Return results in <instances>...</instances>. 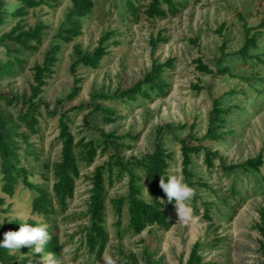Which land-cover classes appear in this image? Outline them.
<instances>
[{
  "label": "rangeland",
  "instance_id": "374dc122",
  "mask_svg": "<svg viewBox=\"0 0 264 264\" xmlns=\"http://www.w3.org/2000/svg\"><path fill=\"white\" fill-rule=\"evenodd\" d=\"M7 1L9 10L17 5L14 1ZM173 1L181 6L176 16L149 19L143 10L150 0H92L93 9L82 20V34L69 44L59 41L61 49L55 73L39 98V132L30 138L37 159L28 156L22 159V164L30 172L28 179L31 183L43 184L51 192L54 182L52 165L59 160L61 145L57 139L58 115L51 116L47 112L56 109L60 113L80 106V109L68 113L70 130L76 141L83 138L101 145L103 133L123 136L119 156L130 163L151 154L156 143H161L172 154L168 175H177L183 180L178 140L189 134L200 139L205 134L213 100L224 97V106L231 109L225 128L230 132L222 141L203 140L200 143L218 153V157L213 159L211 168L206 166L202 152L192 157L190 169L195 196L189 203L194 219L188 224L176 223L174 208V224L170 230L150 228L136 235L127 228L124 211L117 226L111 201L126 195L128 178L124 174L119 180L115 179L112 186L106 187L105 227L109 236L106 249L99 258L88 255L82 242V231L88 224L90 178L96 166L107 162L112 150L98 153L90 165L79 164L80 176L73 198L67 202L64 212L57 211L48 219L31 213L33 191L19 184L13 196L8 197L0 188V197L5 199V212L0 213V222L13 219L45 222L59 237L61 251L57 259L60 264H81V260L84 264H104L102 258L105 255L119 257L118 264H123L126 255L135 254L140 258L144 246L155 251L156 258L163 264H185L195 242L201 246L204 264H264V255L258 244L260 238L253 228L258 221L257 210L264 206V63L243 61L236 55L244 41L240 17L249 27H256L264 16V0ZM128 2L138 8L136 18L128 11ZM51 5L30 11L25 18L28 26L40 20L47 29L38 51L25 55L24 71L0 80V95L29 96L31 67L41 62L52 43L58 42L54 37L71 8V0H54ZM14 23L15 20L10 19L0 27V34L8 31ZM106 32L111 34L104 43L108 54L99 67L78 66L72 75L73 46L92 51ZM260 32L258 51L253 53L261 54L264 61V29ZM159 36L166 41L153 49L150 40ZM222 44H225L223 56L220 52ZM6 57L4 48L0 47V59ZM168 59H174V63L173 68L164 74L169 84L165 97L153 101L138 99L135 103L98 100L116 110L117 118L110 124L102 120L101 112L88 106L92 93L113 95L127 89L143 78L153 60L163 63ZM196 59L211 68L214 74L198 71L194 63ZM219 67L229 68L230 74L216 73ZM75 78L80 81L77 84L79 91L67 100L75 86ZM231 91L234 94H230ZM20 107V100L10 105L0 100V110L6 113L14 114ZM168 125L171 129L167 128ZM259 152L263 155V166L258 172L236 170L226 173L220 167L222 163L226 166L241 164ZM132 168L140 174L134 166ZM232 190L236 194L231 193ZM65 247L70 251L62 254ZM38 262L42 264L41 259Z\"/></svg>",
  "mask_w": 264,
  "mask_h": 264
},
{
  "label": "trees",
  "instance_id": "16d2710c",
  "mask_svg": "<svg viewBox=\"0 0 264 264\" xmlns=\"http://www.w3.org/2000/svg\"><path fill=\"white\" fill-rule=\"evenodd\" d=\"M17 5L9 10L8 1L0 0V27L4 26L10 19L15 23L8 31L0 34V47L4 48L6 59H0V80L15 77L21 74L26 65L25 55L34 54L42 44L47 25L38 20L33 26H28L25 18L30 11L41 6L52 7L54 0H11ZM128 11L133 18L137 17L138 8L134 3L128 2ZM181 7L173 0H150L144 6L143 14L149 19H165L168 16H176ZM93 9L92 0H71V8L66 14L65 21L59 26L55 39L58 42L52 43L43 54L40 63H35L31 67L32 83L29 86V96L25 94L21 97H8L0 95V100H4L8 105L21 101V107L16 113L10 114L0 110V188L3 194L12 197L16 187L21 184L26 189L35 193L31 200V213L33 215L48 219L57 211L64 212L67 202L75 194L76 181L80 176V163L90 165L98 153H106L112 150L106 163L96 166L90 178L91 189L88 199L86 216L88 224L82 231V242L85 252L90 256L101 257L108 243V232L105 227V199L107 186H112L114 180H119L124 174L127 175L126 195L115 198L111 201L113 211L116 217V225L119 226L122 220L123 212L127 216V228L136 235L141 234L147 229L156 228L160 231H168L174 224V202L168 203L167 198L159 187L160 176L167 177L169 162L172 154L169 153L161 143H156L151 154L135 159L131 163L124 162L119 156V151L123 146V136H117L115 133L102 134L101 145L94 141L81 138L76 141L70 130L69 112L81 107H73L69 110L57 113V110L48 111L51 116L58 115L57 139L60 142V157L52 165V175L54 182L49 192L43 184H35L29 181L30 172L22 164V159L32 156L37 159V153L32 148L30 138L39 132V106L41 104L40 96L43 93L47 81L55 73L56 63L58 62V53L61 49V43L69 44L82 34V20L87 17ZM243 22L244 41L241 48L236 52L243 61H257L264 63L262 55L258 52L260 31L264 29V16L256 27H249ZM220 32V30L218 31ZM110 32L104 33L98 40L97 46L92 51H83L79 45L73 46L75 59L70 65V73L75 75L78 66L89 69H97L105 57L107 47L104 45L110 37ZM60 41V42H59ZM166 40L159 36L157 39H151L150 44L153 49L160 42ZM225 44L220 47L221 55H224ZM174 59H168L163 63L153 60L150 70L144 74L143 78L133 84L131 87L116 91L113 95H107L102 92L92 93L88 106L95 111L101 112L102 120L107 123H113L117 118L115 109L104 106L99 101H119L121 103H135L138 99L153 101L154 98L165 97L168 93L169 84L165 79L167 69L173 68ZM196 69L203 74L213 75L214 72L200 59L194 60ZM218 74H230L229 68H218ZM248 81V80H247ZM79 79H74L75 86L70 91L67 100L72 99L79 91ZM200 89L199 87H196ZM234 94V92H229ZM223 98L215 99L212 102L211 110L207 117V126L205 134L196 139L192 135L187 138L179 139L181 172L183 182L190 187H194L193 173L190 169L192 157L201 152L204 155V162L208 168L213 166V159L218 157V153L211 151L200 143L203 140L222 141L226 133L227 116L230 108L225 107ZM184 128V126H182ZM171 129V126H167ZM130 139H134L129 136ZM189 140V141H188ZM197 141L198 143H193ZM220 161H223L219 157ZM135 167L140 174L133 171ZM263 166V155L259 152L255 157L245 160L236 165H220L226 173L236 170L244 172H258ZM49 170L47 165L44 166ZM144 188L147 189L145 192ZM145 192V196H144ZM231 193L236 194L234 190ZM151 198V201H150ZM160 200L164 203L160 204ZM5 199L0 197V213L5 212L3 208ZM207 214V212H206ZM258 221L254 229L259 235L258 241L260 252L264 255V206L257 210ZM27 223L37 226L40 223L33 219L21 221L19 219L3 220L0 222V242L4 239V233L8 231H18L21 224ZM48 232L51 240L45 246V252H53L56 256L60 255L61 244L59 237L48 225ZM200 244L195 242L188 254L185 264H204L200 253ZM40 254L33 253L32 249L22 247L20 252L11 254L9 250L0 248V264H41ZM123 264H163L161 259L156 258V252L148 246H144L140 258L135 254H129L123 257Z\"/></svg>",
  "mask_w": 264,
  "mask_h": 264
},
{
  "label": "clouds",
  "instance_id": "9594fccd",
  "mask_svg": "<svg viewBox=\"0 0 264 264\" xmlns=\"http://www.w3.org/2000/svg\"><path fill=\"white\" fill-rule=\"evenodd\" d=\"M159 187L165 194L168 203L174 202V208L177 216L176 223L188 224L193 216V209L190 206V201L195 196V190L187 183H184L182 178L177 175L160 176ZM145 192L147 189L144 188ZM151 201V198H150ZM160 204L164 201L160 200ZM48 225L40 223L37 226H32L27 223L21 224L18 231H8L4 233V239L0 242V248L9 250L11 254L20 252L22 247L32 249L33 253L41 255L42 264H60L57 256L53 252H45V246L51 240V235L48 232ZM70 249L65 247L62 249V254L69 253ZM104 264H118L119 257L105 255L103 258ZM81 264L84 261L81 260Z\"/></svg>",
  "mask_w": 264,
  "mask_h": 264
}]
</instances>
